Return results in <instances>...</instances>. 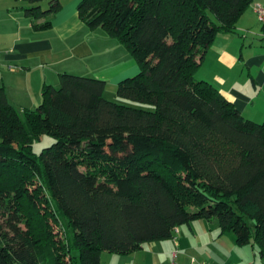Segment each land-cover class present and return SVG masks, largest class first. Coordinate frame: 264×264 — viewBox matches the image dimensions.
Here are the masks:
<instances>
[{
	"label": "trees",
	"instance_id": "1",
	"mask_svg": "<svg viewBox=\"0 0 264 264\" xmlns=\"http://www.w3.org/2000/svg\"><path fill=\"white\" fill-rule=\"evenodd\" d=\"M16 1L40 31L61 8ZM253 2L78 0L82 23L121 43L139 72L117 84L119 103L104 81L67 73L35 110L19 112L0 88V264H101L195 221L264 260V123L197 77ZM45 135L54 142L35 154Z\"/></svg>",
	"mask_w": 264,
	"mask_h": 264
},
{
	"label": "crops",
	"instance_id": "2",
	"mask_svg": "<svg viewBox=\"0 0 264 264\" xmlns=\"http://www.w3.org/2000/svg\"><path fill=\"white\" fill-rule=\"evenodd\" d=\"M255 3L264 9V0ZM77 4V0H61L50 28L40 31L25 16L26 3L0 0V88L19 112L35 110L42 102L43 87L56 88L62 73L88 74L104 81V92L109 88L112 94L120 81L139 71L136 61L116 40L82 23ZM252 5L239 18L234 33L216 36L197 77L219 89L246 119L264 123V25ZM198 223L177 228L179 236L173 238L172 250L161 254L158 264H168L173 251L177 264H264L254 248L250 251L234 242L225 247L219 243L220 236L215 238ZM138 253L123 256L133 255L139 264L143 257Z\"/></svg>",
	"mask_w": 264,
	"mask_h": 264
},
{
	"label": "rangeland",
	"instance_id": "3",
	"mask_svg": "<svg viewBox=\"0 0 264 264\" xmlns=\"http://www.w3.org/2000/svg\"><path fill=\"white\" fill-rule=\"evenodd\" d=\"M46 7H47L46 3H43L42 9H46ZM97 29H99V28H97ZM113 40H115V39H113ZM119 44L123 47V45L121 43H119ZM77 73H79V72H77ZM71 75H73V74H71ZM74 75L80 76V77H87L88 76V74H84L83 72H81V74H74ZM104 97L109 101H111L112 99H115L116 103H119L121 101L116 96V89L111 94V90H109V88H106V91L104 92ZM124 102L129 104V105H132V107L138 106V104L130 103L126 100H124ZM53 142H54V139H52L51 137L46 136V135L42 136L39 141H36L33 144L34 153L35 154L40 153V151L43 148L50 146ZM56 223L57 224L53 226L54 232L57 233L59 237L64 236V230L66 229L65 225H64L65 224L64 221L61 219H57ZM198 224H202L206 228V231L207 230L211 231L213 233L212 236H214L215 238L219 237V229L217 227L216 222L208 224L204 221H199ZM184 228H186V227H184ZM178 236H179V234L176 231L173 235V238L174 239L178 238ZM219 238H220L219 243L225 245V247H228L229 245L233 244V242H234V236L232 233H225V234L221 235ZM172 248H173V239L161 241V242L147 243L143 246L142 250H139L140 253H138V255H137L140 259L143 257V259L140 260L139 264H158V262H159L158 260H159L160 255L169 253L172 250ZM246 248H248L251 251V247H246ZM253 250H254V253L258 256L257 249L254 248ZM133 257H134L133 255H131L130 257H127V256H123V255L108 254V253L103 252L101 254V257H100V262H101V264H122V263H128V262H133V263L135 262V264H136L137 261L134 260ZM125 258H127V259H125ZM155 260L157 261V263ZM230 264H233V263L231 262Z\"/></svg>",
	"mask_w": 264,
	"mask_h": 264
},
{
	"label": "built area",
	"instance_id": "4",
	"mask_svg": "<svg viewBox=\"0 0 264 264\" xmlns=\"http://www.w3.org/2000/svg\"><path fill=\"white\" fill-rule=\"evenodd\" d=\"M252 10H253L254 14L256 15L258 21L264 25V9H263V7L260 4L255 3L252 5ZM176 258H177V252L176 251L171 252L169 255L168 264H177Z\"/></svg>",
	"mask_w": 264,
	"mask_h": 264
}]
</instances>
